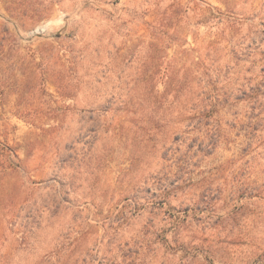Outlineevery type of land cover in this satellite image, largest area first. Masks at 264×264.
I'll return each mask as SVG.
<instances>
[{"label": "rangeland", "instance_id": "rangeland-1", "mask_svg": "<svg viewBox=\"0 0 264 264\" xmlns=\"http://www.w3.org/2000/svg\"><path fill=\"white\" fill-rule=\"evenodd\" d=\"M0 264H264V0H0Z\"/></svg>", "mask_w": 264, "mask_h": 264}]
</instances>
